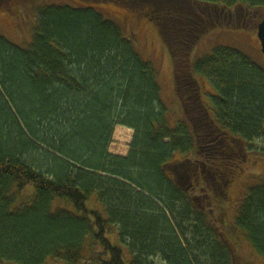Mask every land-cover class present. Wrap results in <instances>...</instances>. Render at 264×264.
<instances>
[{
  "label": "trees",
  "instance_id": "trees-1",
  "mask_svg": "<svg viewBox=\"0 0 264 264\" xmlns=\"http://www.w3.org/2000/svg\"><path fill=\"white\" fill-rule=\"evenodd\" d=\"M106 6L155 26L180 121ZM241 10L264 17V0H0L32 14L22 44L0 35V264H264V179L241 184L264 70L225 47L192 64ZM116 126L126 157L108 152Z\"/></svg>",
  "mask_w": 264,
  "mask_h": 264
},
{
  "label": "rangeland",
  "instance_id": "rangeland-1",
  "mask_svg": "<svg viewBox=\"0 0 264 264\" xmlns=\"http://www.w3.org/2000/svg\"><path fill=\"white\" fill-rule=\"evenodd\" d=\"M47 3H60L62 0H45ZM105 14L113 21L117 22L124 30L125 36L132 39L135 51L146 62L151 63L158 69L157 82L161 88V101L169 109L170 114L173 117V121H180L182 119V111L178 110V101L173 95V76H172V63L169 53L166 47L162 44L161 39L157 33L155 26L143 18L134 19V17L118 11L112 7H105ZM0 14V35L14 44H22L25 41V33L21 30L26 29L27 24L31 20L32 14H27L24 11L11 12ZM233 14V13H232ZM246 13L242 10L228 16V24L238 26V28H232L233 26H225L216 28L206 33L198 42L192 53V64L194 65L197 60L208 57L212 54V51L217 47H225L236 50L246 57H248L254 64L264 70V56L261 53L260 43L257 38L256 26L264 17L254 15L246 18ZM264 16V13H263ZM32 26V23L30 27ZM255 27V29H250ZM199 84L202 86L203 93L209 92V95H214V91L210 83L204 79H198ZM205 91V92H204ZM203 94V95H205ZM209 103L208 99H205ZM120 126H116L114 130ZM123 128V127H122ZM133 136V132H132ZM131 141V139H130ZM241 143V142H240ZM239 143V144H240ZM111 138V143L108 147V152L115 156H121L118 152H113V145H115ZM129 145V143H128ZM127 145V151L129 147ZM130 146V145H129ZM241 146L243 143H241ZM264 147V138L257 139L252 142V145L247 149H244L246 157L244 159L245 174L241 184H247L249 187L254 184H258L264 179V152L260 150ZM127 152V153H128ZM124 155L123 157H126ZM196 170V169H195ZM183 171V170H182ZM197 172V171H196ZM187 173V172H186ZM194 177V175H193ZM193 178L187 177L188 182H192ZM245 186V185H244ZM29 194V190L26 191ZM98 208H102L97 203ZM122 249V252L126 260L130 259V254L127 248L123 245L117 244ZM253 261L252 258H247ZM157 262V261H156ZM255 263V262H254ZM45 264H55L48 261Z\"/></svg>",
  "mask_w": 264,
  "mask_h": 264
},
{
  "label": "bare ground",
  "instance_id": "bare-ground-1",
  "mask_svg": "<svg viewBox=\"0 0 264 264\" xmlns=\"http://www.w3.org/2000/svg\"><path fill=\"white\" fill-rule=\"evenodd\" d=\"M132 132V130L122 127H117L115 130H113L111 138L112 141L116 143L113 145V152H118V154L121 156L127 154V145L130 143Z\"/></svg>",
  "mask_w": 264,
  "mask_h": 264
},
{
  "label": "water",
  "instance_id": "water-1",
  "mask_svg": "<svg viewBox=\"0 0 264 264\" xmlns=\"http://www.w3.org/2000/svg\"><path fill=\"white\" fill-rule=\"evenodd\" d=\"M151 1L162 5H177L182 2V0H151ZM256 31H257V38L260 43L261 53L264 56V19H262V21L257 25ZM179 180L188 183V180L183 176L180 177Z\"/></svg>",
  "mask_w": 264,
  "mask_h": 264
}]
</instances>
